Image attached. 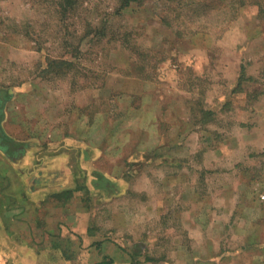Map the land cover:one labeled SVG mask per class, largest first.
I'll return each mask as SVG.
<instances>
[{
    "label": "rangeland",
    "instance_id": "1",
    "mask_svg": "<svg viewBox=\"0 0 264 264\" xmlns=\"http://www.w3.org/2000/svg\"><path fill=\"white\" fill-rule=\"evenodd\" d=\"M238 2L0 0V86L80 154L31 264H264V14Z\"/></svg>",
    "mask_w": 264,
    "mask_h": 264
},
{
    "label": "crops",
    "instance_id": "2",
    "mask_svg": "<svg viewBox=\"0 0 264 264\" xmlns=\"http://www.w3.org/2000/svg\"><path fill=\"white\" fill-rule=\"evenodd\" d=\"M12 97L11 87L0 86V243L16 245L12 258L19 264H31L52 254L38 247L47 238L41 235L49 228L48 215L54 212L58 195L68 194L71 189L62 183L75 177L80 154L66 151L65 147L60 153L56 143L42 141V133L38 134L42 128L35 123L27 127L26 121L33 117L37 123L40 111L15 108L11 106ZM84 159L81 157V163ZM62 169L65 172L59 175ZM63 204L66 207L67 199ZM37 210L40 220L33 218ZM58 220L53 219L50 227L52 223L57 226Z\"/></svg>",
    "mask_w": 264,
    "mask_h": 264
},
{
    "label": "trees",
    "instance_id": "3",
    "mask_svg": "<svg viewBox=\"0 0 264 264\" xmlns=\"http://www.w3.org/2000/svg\"><path fill=\"white\" fill-rule=\"evenodd\" d=\"M63 1L68 6H71L73 4V1L74 0H63ZM134 1L140 3V2H144L145 0H121V5H128L129 3L134 2ZM165 1L168 2L169 0H165ZM190 1H192V0H190ZM245 1L246 0H239L238 6L241 5V4H243ZM249 1H250V3H254V4L257 5L259 14H264V0H249ZM220 3H221V1H220ZM187 4H190V3H187ZM207 7H210V8L211 7H213V8H215V7H221L223 9H225V10L231 9L232 12H236V10H237V4L234 5V3H232V4L231 3H222L220 5H214V6L208 5ZM49 60L50 61H49L48 64L50 66V63H52L53 59H49ZM196 264H204V262H197Z\"/></svg>",
    "mask_w": 264,
    "mask_h": 264
}]
</instances>
